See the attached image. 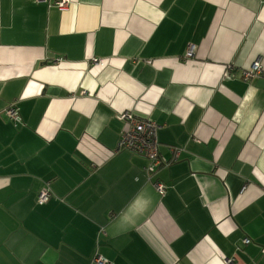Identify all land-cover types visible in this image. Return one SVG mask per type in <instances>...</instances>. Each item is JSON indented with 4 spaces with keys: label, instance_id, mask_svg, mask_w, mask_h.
<instances>
[{
    "label": "crops",
    "instance_id": "0c3cea01",
    "mask_svg": "<svg viewBox=\"0 0 264 264\" xmlns=\"http://www.w3.org/2000/svg\"><path fill=\"white\" fill-rule=\"evenodd\" d=\"M57 1L0 0V264H264V0Z\"/></svg>",
    "mask_w": 264,
    "mask_h": 264
},
{
    "label": "built area",
    "instance_id": "2783aa9c",
    "mask_svg": "<svg viewBox=\"0 0 264 264\" xmlns=\"http://www.w3.org/2000/svg\"><path fill=\"white\" fill-rule=\"evenodd\" d=\"M56 4L60 8H66L69 4V0H58ZM194 51V46H190L187 56H192ZM92 61L96 64L100 63L98 58H93ZM234 71L235 67L228 64L225 75H231ZM263 73L264 68L261 59H259L254 62L249 70H246L243 73V77L248 79ZM7 114L13 119L20 118L19 110L14 105L8 108ZM118 118L123 121L124 128L120 134L117 151L127 150L146 157L150 162V165L147 168L150 173L155 172L157 168L168 162L160 154L158 139L159 126L156 122L149 118L139 116L131 110H125L119 113ZM154 185L161 194L166 192V186L162 181L157 180L154 182ZM51 196L52 192L50 185L46 184L40 190L38 200L40 203H45L49 201ZM244 242L247 244L251 242V239L245 238ZM92 262L97 264H108L101 254H96Z\"/></svg>",
    "mask_w": 264,
    "mask_h": 264
}]
</instances>
